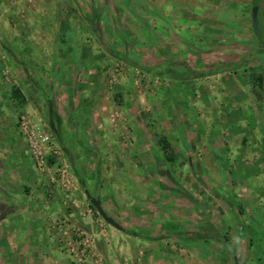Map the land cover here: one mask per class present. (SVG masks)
I'll use <instances>...</instances> for the list:
<instances>
[{
    "label": "rangeland",
    "instance_id": "rangeland-1",
    "mask_svg": "<svg viewBox=\"0 0 264 264\" xmlns=\"http://www.w3.org/2000/svg\"><path fill=\"white\" fill-rule=\"evenodd\" d=\"M172 1L0 0V128L17 130L13 139L23 142L24 153L15 154L14 143L5 144L0 131V196L22 199L23 209L31 213V220L19 224L27 239L34 226L46 221L44 207L47 215L54 207L59 210L47 223L55 244L42 247L48 264H233L234 255L245 264H258L253 256L257 253L248 249L249 240L264 249V121L253 109L249 75L264 62L263 56L251 54L258 45L251 22L255 7H260L264 43V0H191L194 10L206 7L207 12L196 13L186 24L178 19L181 9L168 13L174 11ZM217 10L226 11L218 27ZM174 57H185L197 73L210 72L200 63L229 61L244 62L245 70L239 71L240 76L230 72L202 79L199 88H187L189 98L170 104L184 108L183 116L173 120L179 130L168 137L173 148L168 142L167 148L159 145L158 150L175 159L167 167L178 184L173 193L159 188L162 179L153 175V167L125 159L133 153L129 145L138 142L129 129L125 135L120 131L117 142L106 143L105 151L91 152L88 146L99 147L102 136L85 129L74 133L72 113L60 102L56 130L66 147L75 148L74 164L61 146L55 156L48 149L52 146L45 151L31 147L24 123L35 132L44 128V133L53 135L47 98H118L125 87L132 96L149 95L158 84L153 78L158 77L134 68L125 58L151 67ZM94 71L102 72L99 82L89 80ZM141 101L134 109L161 133L163 124H155L156 105L168 103L144 97ZM86 111L77 114L85 117ZM120 114L112 112L114 124ZM147 138L145 146L156 145L152 135ZM179 140L180 156L174 147ZM38 152L44 154L42 168ZM20 172L27 179L14 191ZM77 174L94 197L101 196L109 216L127 232L144 237L108 225L84 195ZM182 192L196 201L181 198ZM2 220L0 264H40L35 260L39 247H30L28 240L22 248L2 241L6 235H10L7 240L13 239ZM9 256L20 257L18 262H8Z\"/></svg>",
    "mask_w": 264,
    "mask_h": 264
},
{
    "label": "crops",
    "instance_id": "crops-1",
    "mask_svg": "<svg viewBox=\"0 0 264 264\" xmlns=\"http://www.w3.org/2000/svg\"><path fill=\"white\" fill-rule=\"evenodd\" d=\"M172 2L174 3H172L170 6L173 8L174 11H168V13L172 15V13H175V11H177V8L181 9L183 11V14L178 16V19L180 21V17L183 18L182 20L185 24L188 22H191L192 17L194 15H198L199 13H202V12H203L202 14L205 15L207 12L206 7H204L205 9L203 10L201 9L194 10L193 1L191 0H173ZM217 9H219V6L217 7ZM225 13L226 11L224 12H221L220 10L216 11L215 22L217 23L216 24L217 27L219 26V22H221L220 20H222L220 19V16H224ZM251 22H252V15H251ZM226 31L235 33V30L233 29L227 28ZM174 37L175 35L173 36V38ZM251 51H253L251 54H255V48L251 49ZM169 53H172V52H169ZM181 54L185 56L187 54V51L183 49ZM174 58L173 59H169V58L163 59L161 62L159 60L158 63H156L154 66H151V67L142 66L132 61L131 59L128 60L127 58H125L126 62L130 64L131 66H134V68H139L150 75L158 77L156 79L153 78V83L155 82V80H158L157 81L158 84L157 86L153 85V91H151L149 95L139 96L136 94V96L135 95L132 96L131 94L127 93V90H126L127 87L124 86L125 89L120 92L118 98H61L60 101L57 100L56 98H47V103L49 107H51L49 102L50 101L54 102V110L56 112V111H59V107L57 103L60 102L63 104L64 110L66 109L69 114L72 113L73 121L70 124V128L72 129L74 133L80 132L82 131V129H85V132L89 133L90 135L93 134V135L102 136L103 141H102V144L99 143L100 144L99 147L98 146H92V147L88 146V148L92 150L91 152H96L97 150H99L100 152L105 151L106 149L102 150V148H104L107 145L106 143L117 142V139H119L120 131L123 132V135H125L127 134L125 133V129H129V132L133 134L134 136H136L138 142H136V144L129 145L133 153L132 155H130V158L125 157V159L138 161V165H147L149 167H153L152 169V171H154L153 175L162 179L157 182L159 185V188L161 189L160 184H163L164 182L170 184V181H165L161 177L159 173V168L161 169L163 167H170V165L173 164V161H175V159L173 160L174 158L173 156L170 159L169 157H167V155L164 156L163 154L158 153V150L160 149L159 145H163L160 142V140L162 138H165L167 142H170L168 137L174 136V131L177 129V127H174L175 121L173 120L174 118L179 119L180 117H182L183 109H184L182 105H181V108L179 106V108L176 109L175 106L171 107L170 104H172L173 102H175V100H178V99L185 100L184 98H189L190 97L189 93L191 90H187V88L190 86L191 87L195 86L194 88H199L198 87L199 85L197 83H199L202 79L209 78V77H215L218 75H227L230 72L237 75L239 74V71H241L242 69L245 70V66L243 65L244 62L229 61L226 63L218 62L221 65L220 67L222 68H218V63L208 64V65L207 64L203 65L202 63H200L199 67L209 68L210 72L204 73V74L197 73L192 70L191 64L185 60V57L179 58V59L177 58L174 59ZM245 59H248V58H245ZM186 72L188 73L189 76L191 75L192 77L189 78L188 75H185ZM101 75H102V72L94 71V73L89 77V80L94 83L99 82ZM195 93H197V91H195ZM198 96H199V92H198ZM143 97L148 98L149 102L155 101L157 103H163V102L168 103V105L159 104V105H156L157 108L155 107L156 108L155 112H158V114H156L158 115V117L155 116V119H156L155 124L157 126L159 124H163L162 128H160L161 133L158 132L159 134L156 132L157 131L155 129L156 127L149 126L148 121L150 120L148 118L145 119V114H142L140 110L137 111L134 109V105L136 103H142L141 98ZM135 98H139V99H135ZM182 104H184V101L182 102ZM30 106H29V110H31ZM85 108L88 110L84 114L85 117L78 116L77 113L82 114ZM114 110L121 111V114H120L121 117L120 119H118V122L115 124L112 123L113 118H111L112 112ZM164 110H167V111H164ZM160 111H161V114H159ZM128 117L131 119L129 120V123L127 121ZM124 118H126V120H124ZM133 118L135 119V121L133 120ZM152 119H154V117ZM3 127L0 128L1 129L0 131L3 133L2 134L3 142L5 144L7 143L10 145L14 143L12 145V150L15 151V154H18V153L24 154L23 151L21 150L23 149V142L20 139L19 141L17 139L16 140L13 139V137H17L16 135H18L17 130L13 126H10V128L9 127L3 128ZM149 128L151 129L152 132L149 131ZM178 128H183V127L180 126ZM185 133L186 132L184 130L183 135ZM148 135L149 136L152 135V137L155 139V141L158 144L156 143L155 145L152 143L150 147L147 145L145 146V139L147 140V142L149 141L147 138ZM5 137H7L8 139H5ZM61 140L64 144V140L62 138ZM172 140L173 142H175V139L173 137H172ZM170 143L172 144V148H173L174 143L172 142ZM178 143H179V146H174V147H175V152L180 156L183 150L182 148L183 144L181 140H179ZM183 143H184V139H183ZM18 145H19V148H18ZM64 148H66V152L68 153V155H70L69 160L71 164H74V161L76 160V155L74 154L75 148L70 149L66 147L65 145H64ZM144 151H146V153ZM168 175L173 179L169 169H168ZM22 177H23V173L20 172V176L15 179V186L17 189L15 190L14 188V191L19 190L17 186L19 184L22 185V182L24 181V179L25 178L27 179V177L25 178H22ZM77 179L85 190L87 188L85 181L78 174H77ZM171 187L174 188V186L172 185ZM30 191L31 189H29V187L27 186L26 187V197L28 199V202H30L29 199L31 197L29 196L31 195H27V193ZM168 193H173V192H168ZM28 202H26V204ZM15 204L16 205L18 204L19 207L17 205L16 212H13L12 208H13V205ZM23 207H24V203L22 199L18 197L13 199L7 196H0V217L3 218L2 221L4 225H6L4 226L6 230L5 229L4 230L5 232L8 231L9 233L13 232L12 240H10L11 237L9 238V240H7L8 236L10 235H6L7 237L5 236L2 241H9V242L11 241L12 243L10 245L12 247L14 246V248H16L19 245L18 247L22 248L27 245L26 240H28L29 241L28 244L30 247H33V246L39 247L40 251L38 252H40V254L38 255L36 254V257H35L36 262L39 261L40 264H48L47 252L46 251L43 252L42 247H49V246L51 247L53 246V244H55V242L53 243V236H52L53 234L51 232V228L49 224L47 225V223H48L49 218L53 217L51 215L57 214L59 210L54 207L53 212H50V215L49 214L47 215V209L44 207L42 212L46 216V221H44L45 220L44 219L42 220L44 222H42L41 225L34 226L35 231L32 234L30 233L27 239V238H24V236L27 233L25 228L22 229L23 232L21 233L19 224L21 222H26L24 219L31 220L32 216H31V213L27 211L26 209L24 210ZM35 208H38V207L35 206ZM40 212L41 211H39V213ZM27 214H29V216L26 218L25 215ZM124 234H128V233L126 232ZM138 238H142V237H138ZM15 240H17L18 242H16ZM21 240L23 242H19ZM43 254L44 256H42ZM25 256H23V262H25L24 260ZM18 257L20 256H16V258H14V256H9L6 261L18 262L17 260Z\"/></svg>",
    "mask_w": 264,
    "mask_h": 264
},
{
    "label": "trees",
    "instance_id": "trees-1",
    "mask_svg": "<svg viewBox=\"0 0 264 264\" xmlns=\"http://www.w3.org/2000/svg\"><path fill=\"white\" fill-rule=\"evenodd\" d=\"M264 8V4L262 6ZM260 10V7H258ZM259 17V14H258ZM262 26V25H261ZM255 39H257V37L255 36ZM258 41V45L257 48H255V55H260L263 56L264 59V50L262 48V43H263V39L261 41ZM244 65V64H243ZM262 71H263V65L259 68L254 69V72H252L249 75V82L252 86V91H253V96H254V108L256 112H258L259 116H261L262 120L264 121V106H263V82H262ZM50 108H51V112H50V119L55 122L56 121V112L54 110V102L50 101ZM52 129V128H51ZM53 135L56 139V141L58 142V144L63 147V149L66 151V148H64V144L61 140L60 134L58 132V130L56 129H52ZM160 142L163 144V146H166L168 144L167 140L165 138H162L160 140ZM168 147V145L166 146V148ZM166 151V149H165ZM167 157H169L171 159L172 156H169L167 154ZM159 173L161 175V177L165 180V181H170V184L164 182L163 184H160L161 189L163 191H167V192H174L176 191V187H177V183L174 181V179H172L169 175H168V169L167 167H163V168H159ZM83 183V182H82ZM174 186V188L171 187ZM181 198H185L188 201H194L195 199L191 196V194L187 193V192H182L180 194ZM196 201V200H195ZM129 235L135 236V237H144L143 235L136 233V232H132V231H128L127 232ZM165 238H169L171 237V235H166L164 236Z\"/></svg>",
    "mask_w": 264,
    "mask_h": 264
},
{
    "label": "water",
    "instance_id": "water-1",
    "mask_svg": "<svg viewBox=\"0 0 264 264\" xmlns=\"http://www.w3.org/2000/svg\"><path fill=\"white\" fill-rule=\"evenodd\" d=\"M259 8L255 7L252 10V26H253V31L255 36L257 37V39L259 41H261L262 38V26L260 24L259 21ZM262 48L264 50V43H262ZM262 82H263V106H264V62H263V71H262ZM51 112V111H50ZM50 125L52 129H56V121L53 122L50 119ZM85 196L88 199V201L90 202L91 206H93L96 211L98 212L99 216L110 226H112L113 228H115L116 230L122 232V233H126L127 230L118 222L116 221L114 218H112L111 216H109V214H107V212L105 211V209L103 208L102 205V199L100 196L94 197L89 189H85L84 190ZM235 264H239L237 258L234 260Z\"/></svg>",
    "mask_w": 264,
    "mask_h": 264
},
{
    "label": "built area",
    "instance_id": "built-area-1",
    "mask_svg": "<svg viewBox=\"0 0 264 264\" xmlns=\"http://www.w3.org/2000/svg\"><path fill=\"white\" fill-rule=\"evenodd\" d=\"M115 120L112 119V123L114 124ZM23 130L24 134L26 135V138L30 142V145L33 149L38 150L43 149L44 151L49 146H52L51 148H48L51 150V154L53 156L59 155L61 150L59 149L58 142L56 139L53 138V135H49L47 133H44V128L38 129L36 132L34 130H31L25 123L23 124ZM43 146V148H41ZM43 152H38L36 154L37 162L40 168L44 167V156ZM46 155V154H45Z\"/></svg>",
    "mask_w": 264,
    "mask_h": 264
},
{
    "label": "flooded vegetation",
    "instance_id": "flooded-vegetation-1",
    "mask_svg": "<svg viewBox=\"0 0 264 264\" xmlns=\"http://www.w3.org/2000/svg\"><path fill=\"white\" fill-rule=\"evenodd\" d=\"M251 15H252V13H251ZM249 246L251 249H248V253H251L254 250V252L257 253V255L253 254V256L257 259L258 264L264 263V249L261 250L260 247L256 243H254L253 240H249ZM236 258H237L239 264H245L246 260H245V262H242L235 255L233 256V264H235L234 260Z\"/></svg>",
    "mask_w": 264,
    "mask_h": 264
}]
</instances>
